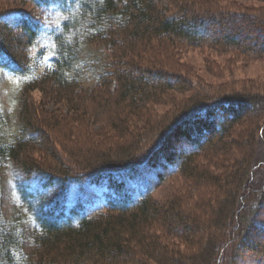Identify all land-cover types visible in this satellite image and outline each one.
<instances>
[{
  "label": "trees",
  "instance_id": "16d2710c",
  "mask_svg": "<svg viewBox=\"0 0 264 264\" xmlns=\"http://www.w3.org/2000/svg\"><path fill=\"white\" fill-rule=\"evenodd\" d=\"M52 16L60 20L49 31ZM43 33L52 57L40 69L34 52ZM177 42H211L264 56V9L239 7L233 0H0V69L25 78L13 140L0 117V264H264V187L255 188L252 173L235 167L228 182L221 177L219 184L198 160L202 152L224 155L232 129L250 108L263 110L264 98L192 100L179 111L182 116L173 117L168 137L139 160L146 146L123 153L125 160L88 155L85 163L77 150L73 162L56 154L51 132L64 121L69 127L68 121L57 111L43 115L32 100L38 91L43 100L70 106L89 120L105 114L110 129L119 125L118 133H126L129 117L170 91L187 90L182 78L157 62ZM90 104H97L95 110ZM263 128L261 122L256 139ZM172 140L186 149H169ZM260 143L252 138L253 161ZM37 149L46 153L42 165L32 156ZM173 176L216 188L212 208L204 204L194 212L181 196L154 200L156 185ZM125 179L137 189L130 191ZM104 180L108 190L100 204L92 202L94 196L82 197L77 186L80 196L68 205L73 186ZM245 182L253 187L239 193ZM244 193L251 194L249 203ZM7 194L18 210L3 209ZM173 240L188 250L180 251Z\"/></svg>",
  "mask_w": 264,
  "mask_h": 264
},
{
  "label": "rangeland",
  "instance_id": "374dc122",
  "mask_svg": "<svg viewBox=\"0 0 264 264\" xmlns=\"http://www.w3.org/2000/svg\"><path fill=\"white\" fill-rule=\"evenodd\" d=\"M233 1L234 3L236 1L239 7H247L254 10L264 9V3L242 0ZM59 20L60 18L57 16L49 18L46 30L51 31L57 27L55 25L59 23ZM42 36L41 43L36 48L34 55L39 54V56H36L35 62L42 66L40 69H45L50 63L52 52L50 50L49 37L44 33ZM46 47L49 48L47 51H45ZM145 58L147 59V56ZM157 62L169 73L182 78L187 90L183 92L170 91L167 95L160 96L158 101L150 104L138 116L129 117L126 133H118L121 131L119 125L116 129H110V123L106 119L105 114L100 113L101 115L89 120L84 118V115L74 113L75 111L72 107L57 105L53 101L48 102L42 99L40 92H33L31 94L32 100L40 104L43 115L50 116L51 114H56L55 112L57 111V114H61L68 121L69 127H67V122L64 121L51 132V146L56 151V154L69 162H73V150H77V153L79 152L77 155L83 159L80 161L84 163L88 155L89 157L90 155H96L105 159L106 157L114 158L115 161H119L125 160L126 156L123 153L130 154L137 148L140 149L146 146L147 150H145L146 148L142 149L136 156L137 159H135L139 160L151 149L152 145L156 144V141L164 140L168 137L173 117L182 116L179 111L191 107L190 101L192 100L193 102L198 100V104H204L209 101H217L218 97L221 96H230L235 99L237 95H248L250 97L258 95L264 98V56L244 55L235 50L219 48L211 42L204 46H191L190 44L177 42L169 50L161 51ZM24 82L25 78L15 76L9 70L0 69V117L5 120V123H3L4 130L7 129V136L9 135L12 140L19 135L18 130L16 131L17 107ZM96 107L97 104H90V110L93 111ZM259 107L250 108L249 113L251 114L243 115V122L232 129L231 135L226 141L228 147L224 155L200 153V157H198L199 164L204 169L207 168L208 174L217 176L219 184L222 178L227 181L226 176L234 173L235 167L243 172L249 171V174L252 173L250 182L254 183L255 188L264 187V130L262 133H258L257 139L255 138V130L261 122L264 124V109L259 110ZM119 114L122 115V113ZM252 138L261 142L255 150V161L248 155L250 151L254 150ZM170 148H173L174 151L186 149L184 143L180 140H172L169 145ZM71 150L72 153L70 155L69 152ZM32 156L34 159L39 160L40 165H42L46 153L37 149ZM156 156L159 157L160 153H156ZM45 162L49 163L51 161ZM125 164H129V162L119 165ZM175 176L167 178L164 182L156 185L151 193L154 200L166 201L174 196H181L183 205L192 211L194 210V212L203 210L204 204H209V209L212 208L211 206L213 205L211 204H214L216 200V195H214L217 193L216 188H212L206 181H195ZM124 181L130 191L137 189L134 186L135 184H133L135 182L126 179ZM105 182L107 181L104 180L94 185L82 183L73 186V190L68 197V205L73 204L80 195L82 197L84 195L85 199L94 196L91 199L92 202L100 204L104 199L101 195L108 190ZM143 183L145 182L143 181ZM77 186L82 187L80 195ZM249 186L252 185L245 182L242 185L244 188L239 193H242ZM244 196V201L249 203L251 194L244 193ZM2 199L5 211L8 209H19L17 200L11 195L7 194ZM207 212L203 211L202 214L206 216L210 211L207 210ZM174 242L180 251L188 250L187 246L180 245L179 241L175 240ZM147 262L148 264H154L151 261Z\"/></svg>",
  "mask_w": 264,
  "mask_h": 264
}]
</instances>
